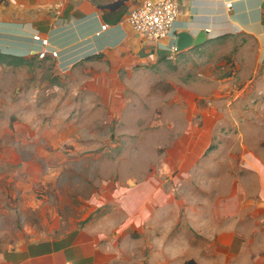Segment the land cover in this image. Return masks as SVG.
I'll return each mask as SVG.
<instances>
[{
	"label": "rangeland",
	"instance_id": "obj_1",
	"mask_svg": "<svg viewBox=\"0 0 264 264\" xmlns=\"http://www.w3.org/2000/svg\"><path fill=\"white\" fill-rule=\"evenodd\" d=\"M256 50L225 38L133 73L101 61L60 70L38 56L1 65L0 255L84 229L111 210L105 197L119 184L156 176L181 200L178 151L195 127L214 129L215 141L202 140L206 154L221 138L236 143L242 129L250 133L244 144L263 154ZM166 240L181 245V236Z\"/></svg>",
	"mask_w": 264,
	"mask_h": 264
},
{
	"label": "crops",
	"instance_id": "obj_2",
	"mask_svg": "<svg viewBox=\"0 0 264 264\" xmlns=\"http://www.w3.org/2000/svg\"><path fill=\"white\" fill-rule=\"evenodd\" d=\"M119 1L0 0V66L35 58L42 49L36 34L59 52L46 60L60 70L101 61L133 73L153 64L162 45L144 42L126 22L140 0L109 8ZM176 1L175 43L180 33H207L206 43L183 54L225 38L245 39L264 63V0ZM213 133L195 127L181 138V200L156 176L113 186L105 197L111 210L89 217L84 229L2 254L0 264H264V153L250 151L244 144L250 133L242 129L233 134L236 143L226 147L221 138L206 154L202 140L211 142ZM180 212L181 228L171 232L168 223ZM179 236L176 248L166 240Z\"/></svg>",
	"mask_w": 264,
	"mask_h": 264
},
{
	"label": "built area",
	"instance_id": "obj_3",
	"mask_svg": "<svg viewBox=\"0 0 264 264\" xmlns=\"http://www.w3.org/2000/svg\"><path fill=\"white\" fill-rule=\"evenodd\" d=\"M226 7L231 10L233 3L227 2ZM180 7L176 0H140L126 18V22L134 32L146 43L162 45L164 50L174 52L176 50V24L180 17ZM108 25L102 27L103 30ZM35 42H40L42 49L36 52V56L45 60L48 57L58 58L59 52L50 48V41L36 34ZM169 41V44L164 42ZM172 56V55H171Z\"/></svg>",
	"mask_w": 264,
	"mask_h": 264
},
{
	"label": "water",
	"instance_id": "obj_4",
	"mask_svg": "<svg viewBox=\"0 0 264 264\" xmlns=\"http://www.w3.org/2000/svg\"><path fill=\"white\" fill-rule=\"evenodd\" d=\"M124 3L125 1L121 0L119 2H116L114 5H111L109 8L118 7ZM206 38H207V33L205 32L199 34L196 38H193L190 34H187V33H180L178 34V37H177L176 50L174 54L183 53L189 48H198L199 46L206 43L207 41ZM157 54L160 57H163V56H171L173 55V52L170 50L158 49ZM188 264H194V263L189 262Z\"/></svg>",
	"mask_w": 264,
	"mask_h": 264
},
{
	"label": "trees",
	"instance_id": "obj_5",
	"mask_svg": "<svg viewBox=\"0 0 264 264\" xmlns=\"http://www.w3.org/2000/svg\"><path fill=\"white\" fill-rule=\"evenodd\" d=\"M21 63H24V62H21Z\"/></svg>",
	"mask_w": 264,
	"mask_h": 264
}]
</instances>
